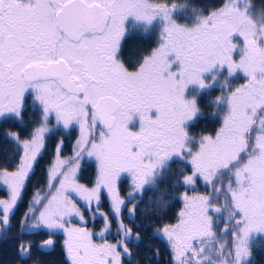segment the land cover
Segmentation results:
<instances>
[{
    "label": "snow or ice",
    "instance_id": "obj_1",
    "mask_svg": "<svg viewBox=\"0 0 264 264\" xmlns=\"http://www.w3.org/2000/svg\"><path fill=\"white\" fill-rule=\"evenodd\" d=\"M186 8L167 0H0V120L22 122L29 97L42 117L28 139L8 133L20 158L13 170L0 168L8 191L0 199V238L46 135L76 126L73 157L61 159V140L45 190L33 194L20 221L22 231L47 230L42 248L53 247L51 235L62 232L70 264H123L132 256L133 233L120 219L126 202L118 182L131 179L132 203L183 162L190 172H181L183 184L202 180L210 191L184 193L176 221L161 229L172 264H251L252 241L264 238V8L224 0L212 10L193 9L180 23L177 13ZM155 28L156 47L125 60L128 32ZM213 89L220 92L210 101L220 127L194 137L199 98ZM85 156L96 162L91 186L78 179ZM105 193L118 224L114 243L105 236L112 228L101 210ZM137 207L133 203L129 214ZM85 211L103 218L98 234L88 228ZM73 217L81 223L73 224ZM30 249L18 246L21 256Z\"/></svg>",
    "mask_w": 264,
    "mask_h": 264
},
{
    "label": "flooded vegetation",
    "instance_id": "obj_2",
    "mask_svg": "<svg viewBox=\"0 0 264 264\" xmlns=\"http://www.w3.org/2000/svg\"><path fill=\"white\" fill-rule=\"evenodd\" d=\"M152 2H158V0H152ZM158 32L159 29H150L148 32H144L142 29H134L130 30L128 34L125 36L122 42V53L123 58L125 60H138L142 56L148 54L154 47L157 45L158 41ZM214 90V91H213ZM208 91V93H212L214 95L218 94V89H213ZM218 90V91H217ZM207 91L203 92L206 93ZM207 94V93H206ZM202 94L199 98V103L203 102ZM215 99V98H214ZM213 99V100H214ZM212 101V100H211ZM210 103V102H209ZM201 105V104H200ZM206 112L210 111V114L213 115L214 109L209 106H201ZM41 110L39 106L33 107L31 97L28 98V101L25 106V111L23 114L22 122L20 120H0V168H8L9 170H13L15 165L19 161L20 152L17 148V145L11 138L8 136V133L15 132L17 133L21 139H28L31 136L34 128L38 127L41 121ZM202 118V116H201ZM201 118H199L194 124L190 127V133L199 138L201 135ZM218 123V122H217ZM55 121L49 125L53 127ZM206 125L211 127L212 134L214 135L216 131L217 124L210 122H206ZM212 125V126H211ZM220 127V123H218ZM79 138V129L76 126H73L70 130H54L53 133H49L46 135L45 139V148L42 150L41 156L38 159V164L35 166L34 172L30 174V177H34V185H33V194L39 190H45L46 186V177L49 167L55 161V149L56 146L63 141L62 150H61V159L69 160L74 155V147L76 144V140ZM182 169L178 172V176L181 178V182L183 181V177L181 176V172L184 174H190L188 167L185 166L183 162H179ZM96 162L95 160H89L86 156L84 160L81 161L80 170L78 172V179L80 183L91 186L94 182V178L96 177ZM164 179L161 178L158 180L157 184L151 189H146L143 191L141 196L133 201L132 203L128 202L129 193L132 191V181L130 178L126 176H122L121 180L118 182V189L120 192V196L122 199H125L126 207L122 209L120 219L123 220V223L132 229L133 236L129 241V249L132 253L131 258L128 257L123 258V264H148L152 262L153 256V246L152 240L159 239L163 244H165V238L162 235L161 229L154 228L153 218L151 213L148 211L149 207L152 204V196H157L160 191H164V203L168 206V199L170 190L169 187V170L164 175ZM40 178L42 180H40ZM42 181V182H41ZM43 181L45 184H43ZM202 181V180H201ZM161 182V183H160ZM198 184L200 180L197 181ZM203 182V181H202ZM29 186V180L26 182V186ZM183 182L181 188L185 190H189L188 187H193V185L183 186ZM31 186V185H30ZM203 186V185H202ZM201 186V187H202ZM202 191H210V189L204 187ZM205 193H200L197 195H203ZM189 195V194H188ZM33 196V195H32ZM191 196V195H189ZM8 197V191L6 186L0 184V199H6ZM182 195L180 196V200L182 201L183 208V200ZM32 198V197H31ZM31 201V200H30ZM135 203L138 205L135 215H130L128 209L132 207V204ZM80 206L83 209V201L79 202ZM29 205V202H28ZM179 209V211L181 210ZM101 210L105 213L109 214V217L112 222V228L109 233H106L105 236L109 242H115L118 239L117 236V220L114 216H112L110 211V201L105 193L101 198ZM175 215V221L177 218V214ZM86 219L88 220V228L95 233H99L103 227V218L97 213L95 218H92V214L85 211ZM73 224L79 225L81 222L77 217H73ZM222 230V224L220 227V232ZM6 231V230H5ZM4 231V232H5ZM154 231V233H153ZM21 239L16 246L13 255L14 260L17 262L9 263V264H70L67 259L66 250L64 247L65 236L62 232H57L51 235V238L54 241V245L51 248H42L41 245L43 241L50 238L47 230H29L25 228L23 231ZM139 235V239H136V235ZM4 235V234H3ZM1 239V238H0ZM94 239L99 242L100 237L96 235ZM151 243H150V242ZM148 242V243H145ZM30 244V254L28 256H21L18 251L19 244ZM146 252V257L143 254ZM145 259V260H144Z\"/></svg>",
    "mask_w": 264,
    "mask_h": 264
},
{
    "label": "trees",
    "instance_id": "obj_3",
    "mask_svg": "<svg viewBox=\"0 0 264 264\" xmlns=\"http://www.w3.org/2000/svg\"><path fill=\"white\" fill-rule=\"evenodd\" d=\"M168 3H175L179 6L187 5L186 9H181L182 11H185L184 13L180 15L181 10L177 13V19L180 23H185L188 19L191 18V13L193 9L196 11L204 10H212L214 8L219 7L224 0H167ZM253 5L255 6V9L257 12H259L262 8H264V0H252ZM243 80H237L234 82V86H238L240 83H242ZM214 91V90H213ZM218 91V90H217ZM207 93V94H206ZM202 93V100L201 106H209L210 101L213 100L217 95L220 94L218 91V94L214 95L212 93ZM214 122V124H217L216 130L219 128V117H216L214 115L210 114L209 112H206L204 109H202V118L200 120L201 122V135H208L212 134L211 127L206 125V122ZM218 122V123H217ZM212 126V125H211ZM182 169L180 166V163L173 164L169 169V187L170 190L169 193V199H168V206L167 207H157L156 205L161 203V201L164 203V191H160L157 196H152L151 206L149 207L148 211L151 213V216L153 218L154 222V228L161 229L167 224H171L175 222V215L181 209L182 207V201L180 200V196L184 193H187L191 195L189 190H185L181 188L182 182L181 178L178 176V172ZM165 177H163L164 179ZM34 177H31L29 179V186L24 189L22 200L18 203L17 208L15 209V213L11 218V222L9 225V228L4 232L3 238L0 239V264H9L13 262H17L14 260L13 252L18 245L19 240L21 239V226L20 221L23 217L25 211L28 208V202L32 199L33 195V185H34ZM40 180H42L40 178ZM226 181V180H225ZM42 182V181H41ZM161 183V182H160ZM227 182H225L226 184ZM43 184L44 181H43ZM31 185V186H30ZM203 185V186H202ZM204 182L200 180V183L198 182L194 184V190L195 193H207L208 191H202V188H204ZM202 186V187H201ZM193 191V190H192ZM193 193V192H191ZM220 202H222L220 205H223L224 198L221 197ZM226 216V213H225ZM220 223V221H218ZM217 232L220 233V227L217 228ZM154 233V231H153ZM221 239H228L230 240L231 237H219ZM150 242V241H149ZM148 243V242H145ZM151 243V242H150ZM152 246H153V258L152 262L148 264H172V253L170 250V246L165 238V244H163L159 239H153L152 240ZM146 257V252L143 253ZM145 260V259H144ZM250 262L251 264H264V238H256L252 241L251 246V256H250Z\"/></svg>",
    "mask_w": 264,
    "mask_h": 264
},
{
    "label": "rangeland",
    "instance_id": "obj_4",
    "mask_svg": "<svg viewBox=\"0 0 264 264\" xmlns=\"http://www.w3.org/2000/svg\"><path fill=\"white\" fill-rule=\"evenodd\" d=\"M182 12L184 13L185 11H182V10H181L180 15L182 14ZM178 15H179V13H178ZM79 180L82 181V179H79ZM93 180H95V178H94ZM225 182H227V181H225ZM204 187H206V186L204 185ZM188 188H189V191H190V192H188V193H190L191 196H197V193L194 192L193 187H188ZM192 190H193V191H192ZM191 192H193V193H191ZM221 203H222V202L217 201V204H218V205H220ZM156 206L159 207V203H158ZM160 208H161V207H160Z\"/></svg>",
    "mask_w": 264,
    "mask_h": 264
}]
</instances>
